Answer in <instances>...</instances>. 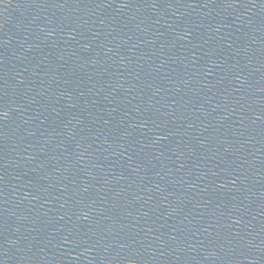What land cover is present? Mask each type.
<instances>
[{
  "label": "water",
  "instance_id": "water-1",
  "mask_svg": "<svg viewBox=\"0 0 264 264\" xmlns=\"http://www.w3.org/2000/svg\"><path fill=\"white\" fill-rule=\"evenodd\" d=\"M0 264H264V0H0Z\"/></svg>",
  "mask_w": 264,
  "mask_h": 264
},
{
  "label": "snow or ice",
  "instance_id": "snow-or-ice-1",
  "mask_svg": "<svg viewBox=\"0 0 264 264\" xmlns=\"http://www.w3.org/2000/svg\"><path fill=\"white\" fill-rule=\"evenodd\" d=\"M7 116V112H0V118L6 117Z\"/></svg>",
  "mask_w": 264,
  "mask_h": 264
}]
</instances>
